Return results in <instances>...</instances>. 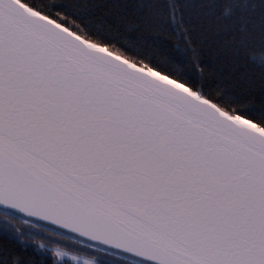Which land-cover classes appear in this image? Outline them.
<instances>
[{
    "label": "snow or ice",
    "instance_id": "6c2138e0",
    "mask_svg": "<svg viewBox=\"0 0 264 264\" xmlns=\"http://www.w3.org/2000/svg\"><path fill=\"white\" fill-rule=\"evenodd\" d=\"M0 264H264V0H0Z\"/></svg>",
    "mask_w": 264,
    "mask_h": 264
}]
</instances>
